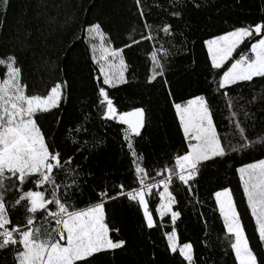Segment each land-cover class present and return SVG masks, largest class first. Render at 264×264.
<instances>
[{"label":"snow or ice","instance_id":"1","mask_svg":"<svg viewBox=\"0 0 264 264\" xmlns=\"http://www.w3.org/2000/svg\"><path fill=\"white\" fill-rule=\"evenodd\" d=\"M168 2L170 7L163 11L187 27L179 0ZM191 3L197 9L201 7L198 0ZM9 4L10 0H3L5 16ZM134 7L136 23L141 29L139 39L130 35L122 46H113L101 22L87 21L83 28L89 38L95 72L91 76L94 83L90 107L106 127L116 128L130 156L132 183L127 188L123 183L116 185L115 194L106 187L96 188L89 183L94 172L85 165L91 150L98 151L104 143L84 139L90 131L87 124L92 112L84 114L81 122H73L72 128L66 130L69 134L59 130L62 117H56V131L44 130L39 122L41 115L63 111L61 105L70 96L69 82L60 79L43 94L30 93L15 55L0 58V66L5 69L0 78V251L12 254L13 264H93L99 255L114 257L117 251L126 249L128 241L109 221L106 206L121 197L138 205L147 229L160 226L154 216L161 220L169 218L171 230L163 233L166 250L178 255L181 264H197L193 243L182 242L178 232L177 221L182 212L178 210L177 195L171 190L173 181L178 180L187 194L194 195L193 185L206 167L227 160L230 154L242 156L256 147L264 148V136L255 140L247 136L246 126L236 118L240 113L234 102L236 88L256 78L264 79V20L241 23L206 39L200 38V45L206 50L205 67L211 76L209 90L187 98L177 97L167 79L173 63L169 50L146 49L150 51V61L146 60L150 68L144 82L161 83L166 89L167 102L182 134L179 150L169 158L172 166L156 172L161 179L151 182L145 158L134 146V140L142 136L146 126L147 110L139 106L121 109L111 92L135 78L126 49L139 48L143 42H156L160 33L175 37L179 32L184 37L181 47L188 51H191L188 44L195 45L197 41L189 40L179 24L149 23L151 9L145 11L144 0H134ZM195 63L193 59L189 67ZM215 94L225 99L227 108L232 110L229 122L235 129L233 137L222 138L218 133L209 99V95ZM257 99L252 95L249 103ZM259 99L264 101V95ZM243 115L248 118L249 113L244 111ZM75 134L81 138L76 139ZM234 171L246 210L254 222V233L264 246V158L242 163ZM159 188L162 191L153 212L148 198H155L154 189ZM213 196L225 231L224 247L234 257V264H264V257L250 244L233 190L223 187Z\"/></svg>","mask_w":264,"mask_h":264},{"label":"trees","instance_id":"2","mask_svg":"<svg viewBox=\"0 0 264 264\" xmlns=\"http://www.w3.org/2000/svg\"><path fill=\"white\" fill-rule=\"evenodd\" d=\"M98 2L99 0H10L5 16L3 0H0V58L9 54L15 55L18 65L23 69V81L30 93L43 94L60 79L67 80L71 86L69 98L61 105L63 111L56 110L48 126H44L46 131L57 130L55 121L59 116L63 121L59 130L63 132L70 117L69 108L73 102L75 85V80L71 78L73 57L79 55L90 73V79L95 75L87 35L83 28L91 19ZM198 2L201 4L199 9L193 6L191 0H179V8L183 9L184 18L188 22L185 27L163 11V8L170 7L168 0H144L145 11L151 9L149 23L162 24L167 21L174 26L179 24L189 40L197 41L195 45L188 44L191 51L181 47L184 37H181L179 32L175 37L160 33L157 41L152 42L151 48L162 47L172 54L170 59L173 63L167 79L177 97L187 98L190 95L207 93L209 90L208 81L211 76L205 67L206 50L202 49L200 38L206 39L211 34H218L241 23L264 20V0ZM133 28L137 31L133 32ZM140 31V25L137 23L129 24L126 39L130 35L139 39ZM193 59L196 63L194 67H189ZM147 60L150 61V53ZM148 68L150 63L142 69L140 76L131 80L128 85L113 90L111 95L121 109L139 106L147 110L146 126L142 130V136L134 140V146L138 153L143 154L152 177L151 182L155 183L161 179L156 172L172 166V160L169 158L174 157L179 150L182 134L178 131L174 112L167 102L166 89L161 83L148 85L144 82ZM4 71L3 66H0V78ZM91 82L93 85L92 79ZM212 87L214 88V85ZM235 94L236 110L240 113L236 118L246 126L247 136L253 140L264 136V101L259 99L264 95V79L256 78L250 84L245 83L235 89ZM252 95H256L258 99L249 103ZM209 99L218 133L222 138L233 137L235 129L229 122L232 110L227 108L226 100L221 99L218 94L209 95ZM244 111L249 113L248 118L243 115ZM92 117L95 125L86 139L90 142L93 139L103 140L104 143L98 151L91 150L90 159L85 165L94 172L89 183L96 188L106 187L111 194H115L116 185L123 183L127 188L132 183L130 156L127 148L122 146L116 128L106 127L95 115L94 109ZM71 121L73 123L74 118L71 117ZM75 138L78 139V134H75ZM57 139H60L59 135ZM261 158H264V148L256 147L242 156L230 154L227 160L209 165L197 177L193 185L194 195L187 194L185 187L178 180L173 181L171 190L177 195L178 210L182 212L177 221L178 232L182 242L193 243L197 264H204L205 260L207 264H234V257L224 247L225 231L213 196L216 190L223 187L233 190L250 244L260 257H264V246L259 244L254 233V222L246 210V202L234 171L242 163ZM159 191H162V188ZM159 191L155 192V198H148L153 212L159 203ZM106 207L109 221L119 228V235L126 239L128 244L125 250L117 251L114 257L97 256L93 264H181L178 255L173 256L166 250L163 233L171 230L169 218L161 220L154 216L160 226L147 229L143 226L142 211L135 202L121 197L115 202H109ZM0 264H13L12 254L0 251Z\"/></svg>","mask_w":264,"mask_h":264},{"label":"rangeland","instance_id":"3","mask_svg":"<svg viewBox=\"0 0 264 264\" xmlns=\"http://www.w3.org/2000/svg\"><path fill=\"white\" fill-rule=\"evenodd\" d=\"M136 15L134 0H99L98 6L89 21L101 22L104 31L108 34V38L114 42L113 46H122V42L127 40L125 36L127 26L131 23H136ZM86 38L89 45V38ZM95 42L99 43L98 40ZM151 47L152 42H143L139 48L133 46L131 49L125 50L127 61L130 63L131 68L134 69V79L140 76L139 74H141L142 69L147 66L146 60L150 51H146V49H150ZM71 65V78L75 80L74 97L72 105L69 108L70 117L68 116L69 118L62 130L65 134H69L66 130L71 129L73 126L71 117L74 118V122H81L84 114L92 112L93 116V109L90 107L93 101V85L89 77L90 73L78 54L73 57ZM55 112L56 110H53L52 114L39 116V122L43 125V128L44 126H48ZM92 116L90 122L87 124L90 131L86 136L91 135V129L95 125ZM86 136L84 139H86ZM80 138L81 136L78 134V139Z\"/></svg>","mask_w":264,"mask_h":264},{"label":"built area","instance_id":"4","mask_svg":"<svg viewBox=\"0 0 264 264\" xmlns=\"http://www.w3.org/2000/svg\"><path fill=\"white\" fill-rule=\"evenodd\" d=\"M165 175H166V173H165ZM160 189V188H159ZM159 189H154V192H158L159 191Z\"/></svg>","mask_w":264,"mask_h":264}]
</instances>
